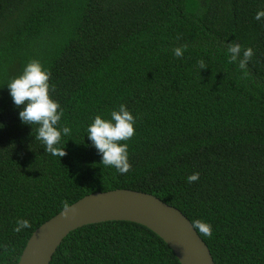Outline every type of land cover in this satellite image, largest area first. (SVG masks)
<instances>
[{
	"label": "trees",
	"instance_id": "16d2710c",
	"mask_svg": "<svg viewBox=\"0 0 264 264\" xmlns=\"http://www.w3.org/2000/svg\"><path fill=\"white\" fill-rule=\"evenodd\" d=\"M264 0H0V89L31 59L63 109L65 156L0 95V264H19L34 231L84 196L153 193L193 222L216 264H264ZM232 41L254 51L230 62ZM187 45L180 57L175 47ZM242 58V55H241ZM203 60L205 68L199 67ZM136 116L131 168L105 166L86 129L119 104ZM198 172L192 183L187 177ZM18 219L30 228L14 231ZM51 264H182L148 226L110 220L72 231Z\"/></svg>",
	"mask_w": 264,
	"mask_h": 264
},
{
	"label": "clouds",
	"instance_id": "9594fccd",
	"mask_svg": "<svg viewBox=\"0 0 264 264\" xmlns=\"http://www.w3.org/2000/svg\"><path fill=\"white\" fill-rule=\"evenodd\" d=\"M254 19L257 21L264 19V9H258ZM186 48L187 45H183L175 47L172 51L176 57H180ZM227 54L230 62L244 70L254 51L251 47H243L239 42L232 41L227 46ZM198 63L201 69L206 67L203 60ZM7 88L13 103L17 107L22 106L18 113L20 121L24 124L37 125L35 139L41 141L45 152L54 157H64L66 152L65 148L60 146V140L62 135H70L71 128L59 123L64 113L59 102L50 95V89L54 88V85H50L49 70L40 60L31 59L18 76L9 80ZM135 123L136 116L121 103L112 109L107 117L95 115L86 129L91 146L101 154L102 164L114 167L121 174L127 173L131 168L129 146L121 141H127L134 136ZM199 175L198 172L189 175L187 182L197 181ZM30 227L29 220L18 219L14 231L20 232ZM193 227L204 235L212 234L211 224L202 219L194 220Z\"/></svg>",
	"mask_w": 264,
	"mask_h": 264
},
{
	"label": "water",
	"instance_id": "95a60500",
	"mask_svg": "<svg viewBox=\"0 0 264 264\" xmlns=\"http://www.w3.org/2000/svg\"><path fill=\"white\" fill-rule=\"evenodd\" d=\"M110 220L148 226L170 245L182 264H216L209 245L181 209L153 193L129 188L93 192L64 208L34 231L19 264H51L72 231Z\"/></svg>",
	"mask_w": 264,
	"mask_h": 264
},
{
	"label": "rangeland",
	"instance_id": "374dc122",
	"mask_svg": "<svg viewBox=\"0 0 264 264\" xmlns=\"http://www.w3.org/2000/svg\"><path fill=\"white\" fill-rule=\"evenodd\" d=\"M4 93H9V90L7 88V85L4 86V87H1L0 89V95L4 94Z\"/></svg>",
	"mask_w": 264,
	"mask_h": 264
}]
</instances>
